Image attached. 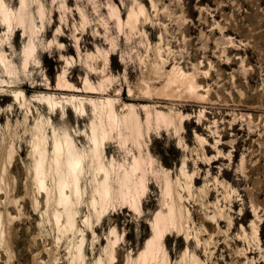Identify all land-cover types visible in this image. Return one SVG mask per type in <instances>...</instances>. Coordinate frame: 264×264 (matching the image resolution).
<instances>
[{
    "label": "rangeland",
    "instance_id": "374dc122",
    "mask_svg": "<svg viewBox=\"0 0 264 264\" xmlns=\"http://www.w3.org/2000/svg\"><path fill=\"white\" fill-rule=\"evenodd\" d=\"M4 2L11 21L0 15V264H264V0ZM91 100L141 116L132 130L110 131L104 150L107 161L128 165L142 154L146 184L139 201L118 196L98 219L87 170L70 230L53 135L92 147L100 115ZM38 134L45 188L35 168ZM171 199L181 223L167 222L159 250L143 256Z\"/></svg>",
    "mask_w": 264,
    "mask_h": 264
},
{
    "label": "bare ground",
    "instance_id": "6f19581e",
    "mask_svg": "<svg viewBox=\"0 0 264 264\" xmlns=\"http://www.w3.org/2000/svg\"><path fill=\"white\" fill-rule=\"evenodd\" d=\"M7 7L5 5L4 0H0V15L5 22L10 23L11 12L8 10ZM31 52L32 50L29 46L25 52L27 57L28 55L31 54ZM182 74L183 76H186L184 72ZM60 77L61 79H63L62 75ZM184 81H187L185 80V77H184ZM189 81L190 80H188V82ZM46 99L49 102V104H51L53 107L57 104L50 97ZM90 102L94 105L95 110L99 111V115H100L98 120L95 118L92 121L91 134L88 135L92 147L88 149L84 147L83 148L78 147L74 141V138H72V136L68 132H65L63 135H57V133H54L53 135L54 137L53 158H52L54 161L52 162L54 164V166L52 165L53 172H55L57 175L59 204H61V206L63 207L62 214L65 215V219H66V225L64 226V228L66 227L67 229L70 230L71 229L73 230L75 228V218H76L75 215L77 211L76 212L74 211V207L76 206V204L78 206V204L82 202V199L86 193L87 188L86 189L83 188L82 180L85 175V172L87 174L88 172L87 170L93 171L91 175L93 176L92 177L93 182L91 183L93 184L91 198L94 207V212L98 216V219L102 218L108 212L107 211L108 206L111 205L114 198L120 196V198L123 199V201L125 200L136 201L138 199L137 196L140 190L145 188L144 185L145 182L142 173V169H143L142 165L144 163V158L142 157L143 156L142 154L139 155L133 154L132 156L133 161L132 163L130 162V164L128 165V164H120L118 162L116 163L115 160L107 161L106 160L107 157L105 156V150H104V144L110 134V131L112 132V130H114L115 127L119 128L122 125L126 127L128 130H132L133 126H136L140 123L141 116L138 115L139 113L136 112V109L134 107H129V112L128 111H127L128 113L126 112L127 114L125 115L122 114V116H119L118 115L119 113L118 114L116 113L112 100H107L106 102H102L100 104L94 100H91ZM80 110L81 112L86 111L82 103ZM156 114L160 115L161 112ZM138 127H134V129ZM42 144H45V138L43 137V135H39L38 140L34 142V150L38 153L36 154L38 155V159L36 157L37 161L35 168H36V173L40 177L39 179L38 178L37 179L39 180L40 185L44 187L46 186L44 183L45 182L44 179H46L44 177L46 175L44 176L43 173L45 172V166H46L45 164L48 163V162L46 163L47 161L46 159H48V157L46 156L47 151L44 148V145L42 147ZM51 172L52 170H50V173ZM66 189H68L69 192H65ZM167 194L168 195L172 194V190L170 188L169 182L167 184ZM171 200L172 201L168 205L167 215L162 216L160 214L157 216L156 223L153 228L154 237L148 241L147 249L144 252L143 256H146L150 252L159 250V247L161 245L159 242V238L161 234L160 230L166 225L167 222H169V225L171 224L175 225L177 222L181 223V220L183 218V214L181 213V207L178 206L176 201H174L173 199ZM256 233L257 230L255 231V234ZM76 259L78 261H81L83 259V252L81 246L78 250ZM190 264H202V263L198 259L193 257V259L190 261Z\"/></svg>",
    "mask_w": 264,
    "mask_h": 264
}]
</instances>
